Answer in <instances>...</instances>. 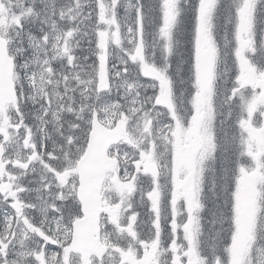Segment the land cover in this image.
Returning <instances> with one entry per match:
<instances>
[{"label": "snow or ice", "instance_id": "6c2138e0", "mask_svg": "<svg viewBox=\"0 0 264 264\" xmlns=\"http://www.w3.org/2000/svg\"><path fill=\"white\" fill-rule=\"evenodd\" d=\"M0 264H264V0H0Z\"/></svg>", "mask_w": 264, "mask_h": 264}]
</instances>
